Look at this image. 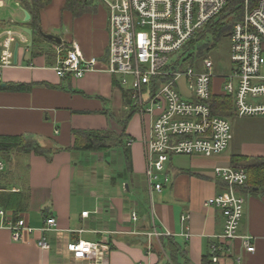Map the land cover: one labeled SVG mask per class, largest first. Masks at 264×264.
I'll return each mask as SVG.
<instances>
[{
  "label": "crops",
  "instance_id": "crops-1",
  "mask_svg": "<svg viewBox=\"0 0 264 264\" xmlns=\"http://www.w3.org/2000/svg\"><path fill=\"white\" fill-rule=\"evenodd\" d=\"M107 13L93 2L72 9L65 0L60 5L50 0L40 11V29L61 37L57 44L33 32L31 14L19 0H0V30L23 38L16 63L3 68L0 81V138H18V145L0 150V264H204L212 260L214 245H221L217 264H264V184L250 180L238 189L245 203L231 241L221 237V210L205 205L225 188L216 166L264 159V116L234 113L233 137L224 152L170 156L160 176L162 190L150 191L143 139L152 117L131 115L128 95L104 69L81 77L57 76L53 69L72 41L85 58L104 63ZM221 82H214L216 92ZM20 84L27 87L16 89ZM114 100L121 105L118 115ZM83 130L108 131L125 143L130 166L121 144L74 149V132ZM183 214L189 215L184 224ZM149 215L168 235L147 237ZM47 217L55 218L56 228L40 231ZM21 219L36 230H23L13 241L9 224ZM242 236L250 237L254 251L246 250ZM40 238L49 249L38 246ZM78 240L99 243L102 251L95 259H74L66 244Z\"/></svg>",
  "mask_w": 264,
  "mask_h": 264
},
{
  "label": "built area",
  "instance_id": "built-area-1",
  "mask_svg": "<svg viewBox=\"0 0 264 264\" xmlns=\"http://www.w3.org/2000/svg\"><path fill=\"white\" fill-rule=\"evenodd\" d=\"M98 1L108 12L109 38L104 63L95 57L85 58L72 41L66 56H57L53 69L61 77H81L87 71L104 69L128 93L135 112L152 117L149 134L143 139L145 175L150 191L162 190L160 176L170 156L200 154L209 157L228 148L233 137L230 119L213 114L210 103L212 92H215L214 77L222 80L218 92L231 97L236 116H264V0ZM230 1L239 7L241 15L232 21L226 35L230 39L233 64L229 74L213 75V64L208 59L195 69L191 63L182 66L179 58L171 57L228 7ZM2 30L0 81L3 68L13 64L11 43L15 41L19 46L23 41L8 28ZM214 173L225 188L222 193L208 198L205 205L221 210L224 217L221 237L231 241L237 237L245 203L238 189L247 183L248 174L239 166H216ZM87 213L81 214L86 216ZM3 215L0 210V217ZM131 218L137 220L136 213L133 212ZM188 218L189 215L183 214L181 223ZM149 224L147 237L168 235L157 229L152 215H149ZM55 228V218L47 217L39 230ZM9 229L13 241L21 239L23 230L30 233L36 230L26 226L23 219L10 223ZM184 235L189 236L188 230ZM241 239L246 250L254 251L249 236ZM37 244L42 249L50 248L44 238L38 239ZM212 249V261L216 262L215 252L221 245H214ZM66 250L74 259H95L102 245L78 240L68 242Z\"/></svg>",
  "mask_w": 264,
  "mask_h": 264
},
{
  "label": "trees",
  "instance_id": "trees-1",
  "mask_svg": "<svg viewBox=\"0 0 264 264\" xmlns=\"http://www.w3.org/2000/svg\"><path fill=\"white\" fill-rule=\"evenodd\" d=\"M21 4L29 11L32 17L31 29L34 33L41 35L40 29V11L41 9L47 5L50 0H19ZM237 1V0H235ZM87 0H65V6L67 8L75 9L76 7H81L85 4ZM241 11L237 5H234V2L229 3L228 7H226L222 12H220L217 16L212 18L209 22H207L186 44L183 48L184 51L192 50L193 53L197 55L202 54L203 50L210 51L216 47V42L222 36H226L230 26L231 21L236 20L240 17ZM210 38L213 40L210 41ZM198 57V56H197ZM191 56L189 59V63L193 65L195 69L199 67L197 60L198 58ZM116 84V82H115ZM27 86L24 85H16V89H23ZM127 97L128 93H124ZM127 94V95H126ZM129 100V99H128ZM210 103L212 106L213 114L231 118L234 115V109L231 97L224 95L220 92H212V97L210 99ZM129 102V101H128ZM127 102V103H128ZM131 115L135 113V108L131 106L130 110ZM75 143L74 149L77 150H105L110 147H114L116 145H122L124 147V154L127 162V166H130V154L128 149L126 148L125 143L116 139L113 134L108 131H75ZM18 145L17 137H5L0 138V150H7L11 146L14 147ZM258 163H248L242 159H235L233 162L243 167L247 174L248 179L255 184H264V159H260ZM204 264H217L213 262L210 257L206 258Z\"/></svg>",
  "mask_w": 264,
  "mask_h": 264
},
{
  "label": "rangeland",
  "instance_id": "rangeland-1",
  "mask_svg": "<svg viewBox=\"0 0 264 264\" xmlns=\"http://www.w3.org/2000/svg\"><path fill=\"white\" fill-rule=\"evenodd\" d=\"M52 1L59 3L60 5L64 0H52ZM93 3L97 4L98 6L101 4L98 0H93ZM100 6H103L106 9V7L103 4ZM230 24H232V21ZM212 40L213 39L210 38V41ZM191 56H194L195 58L198 56L197 57L199 59L197 60L198 64H201V62L204 59H208L212 61L213 65L211 67V73L213 75H217V76H222L224 74L227 75L229 74L231 68L233 67V64L230 60V39L228 36L220 37L216 42V47L214 49L210 51L203 50L202 54L197 56L195 53H193L192 50L184 51V49H181L180 51L171 54V57L173 59L179 58L180 62L182 63V66H185L189 62ZM217 79L219 80L218 77H214L213 78L214 82L217 81ZM181 85L184 86L182 83ZM181 90H183V92L186 91L184 87H181ZM112 105L117 113L120 110L121 105L116 100H114ZM118 114L119 113H117V115Z\"/></svg>",
  "mask_w": 264,
  "mask_h": 264
},
{
  "label": "water",
  "instance_id": "water-1",
  "mask_svg": "<svg viewBox=\"0 0 264 264\" xmlns=\"http://www.w3.org/2000/svg\"><path fill=\"white\" fill-rule=\"evenodd\" d=\"M93 2V0H88L86 3L87 4H91ZM42 36L50 41H54L57 44H61V37L51 34V33H41ZM17 51H18V44L15 45L14 50H13V63L15 64L17 61ZM106 55H107V51H106Z\"/></svg>",
  "mask_w": 264,
  "mask_h": 264
}]
</instances>
